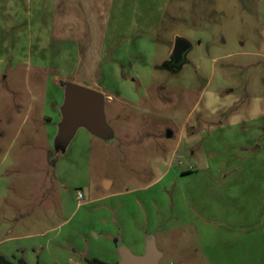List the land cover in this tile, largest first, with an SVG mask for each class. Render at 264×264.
<instances>
[{
    "label": "rangeland",
    "instance_id": "374dc122",
    "mask_svg": "<svg viewBox=\"0 0 264 264\" xmlns=\"http://www.w3.org/2000/svg\"><path fill=\"white\" fill-rule=\"evenodd\" d=\"M51 6L0 1V254L113 263L152 237L157 264H264V193L221 182L237 163L264 176V147L244 150L221 128L264 115V0H167L140 52L121 30L119 77L96 89L111 95L112 136L79 126L63 139L70 46L50 38ZM176 37L190 48L167 64Z\"/></svg>",
    "mask_w": 264,
    "mask_h": 264
},
{
    "label": "crops",
    "instance_id": "0c3cea01",
    "mask_svg": "<svg viewBox=\"0 0 264 264\" xmlns=\"http://www.w3.org/2000/svg\"><path fill=\"white\" fill-rule=\"evenodd\" d=\"M12 1H21L26 6L31 2V0ZM51 2L48 22L50 38L59 46L64 44L70 46V48L64 47L60 55L71 64H68V67L59 66V71L66 77L69 76L71 82L96 90L105 86L106 81L108 84L117 81H113V76L119 77L118 64L123 63V60L116 55L117 41L122 34L120 31L125 30L129 39H135L134 49L140 52L145 43L143 38L158 31L167 0H51ZM124 16L127 17L125 27L122 24ZM140 76L139 73L135 74L138 80ZM135 77L131 79L135 80ZM110 97V94H106L104 100ZM56 119L58 124L61 120V112ZM243 123L244 125L241 126L236 123L221 128L225 130L223 133L236 134L238 145L242 149L251 150L253 153L259 150L261 154L264 147V115L247 117ZM240 166L242 163L234 164L229 168L225 166L224 171L228 172L221 175V182L233 183L235 193L263 194L264 176L254 173L252 167L251 173L238 174ZM110 184V181L105 180L104 189H108ZM228 191L229 189L225 192ZM119 258L117 253V259ZM118 260H114L113 263ZM37 263L46 262L39 258Z\"/></svg>",
    "mask_w": 264,
    "mask_h": 264
},
{
    "label": "water",
    "instance_id": "95a60500",
    "mask_svg": "<svg viewBox=\"0 0 264 264\" xmlns=\"http://www.w3.org/2000/svg\"><path fill=\"white\" fill-rule=\"evenodd\" d=\"M190 44L182 37H176L169 61L173 63L185 56ZM104 95L93 88L74 82H65L64 99L61 105V120L58 124V138L70 137L77 127H85L96 136H112L103 112ZM172 133L167 131L166 136ZM152 237L146 239L142 254H133L125 246L119 247V260L114 264H157L160 258Z\"/></svg>",
    "mask_w": 264,
    "mask_h": 264
},
{
    "label": "trees",
    "instance_id": "16d2710c",
    "mask_svg": "<svg viewBox=\"0 0 264 264\" xmlns=\"http://www.w3.org/2000/svg\"><path fill=\"white\" fill-rule=\"evenodd\" d=\"M88 264H114V263H107L98 258H89L87 259ZM0 264H29L26 260L22 257H17L15 259H8L0 254Z\"/></svg>",
    "mask_w": 264,
    "mask_h": 264
},
{
    "label": "flooded vegetation",
    "instance_id": "af4514ba",
    "mask_svg": "<svg viewBox=\"0 0 264 264\" xmlns=\"http://www.w3.org/2000/svg\"><path fill=\"white\" fill-rule=\"evenodd\" d=\"M187 51H188V50H187ZM184 59H185V56L182 57V58L179 60V62H177V63H175V64H180ZM165 63L169 64V63H173V62H172V61H169V57H168V59L166 60Z\"/></svg>",
    "mask_w": 264,
    "mask_h": 264
},
{
    "label": "built area",
    "instance_id": "2783aa9c",
    "mask_svg": "<svg viewBox=\"0 0 264 264\" xmlns=\"http://www.w3.org/2000/svg\"><path fill=\"white\" fill-rule=\"evenodd\" d=\"M80 196H81V194H80V192H78V193H77V197H80Z\"/></svg>",
    "mask_w": 264,
    "mask_h": 264
}]
</instances>
